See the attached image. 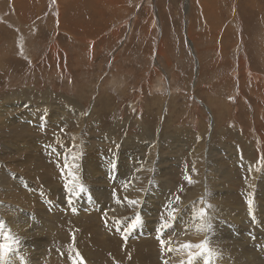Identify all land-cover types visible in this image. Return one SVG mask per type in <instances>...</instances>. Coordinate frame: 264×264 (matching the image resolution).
Wrapping results in <instances>:
<instances>
[{
  "label": "rangeland",
  "instance_id": "obj_1",
  "mask_svg": "<svg viewBox=\"0 0 264 264\" xmlns=\"http://www.w3.org/2000/svg\"><path fill=\"white\" fill-rule=\"evenodd\" d=\"M253 73L264 0H0V264H264ZM202 166L207 204L180 220ZM134 173L140 193L104 197Z\"/></svg>",
  "mask_w": 264,
  "mask_h": 264
},
{
  "label": "bare ground",
  "instance_id": "obj_2",
  "mask_svg": "<svg viewBox=\"0 0 264 264\" xmlns=\"http://www.w3.org/2000/svg\"><path fill=\"white\" fill-rule=\"evenodd\" d=\"M91 45H92V47H94L95 46V44L94 43H91ZM94 49V48H93ZM246 66V65H245ZM246 69V68H245ZM249 72V71H248ZM252 75V77L254 78V77H256V81H257V83H259V84H257V85H255V88L256 89H258V87L262 84V81L264 80H262L261 81V76L259 77L258 75H255V73H253V74H251ZM255 80V79H254ZM263 85V84H262ZM260 88V87H259ZM165 129H163V131H164ZM192 135L193 136H191L192 137V139L194 138V140H196L195 138H197L198 140H201V137H200V134H195L194 135V133H192ZM186 137V136H185ZM213 158H211L210 160H212ZM102 161H105V160H102ZM102 161H100L101 163H103ZM203 162H202V165H205L206 166V164L208 163V162H205L204 161V159L202 160ZM104 163H106V161L104 162ZM98 164H100V163H98ZM98 164H97V170L98 171H100V169L101 168H99L98 167ZM200 164V163H199ZM101 165V164H100ZM200 168V167H199ZM197 169V171L195 172V178L197 179V182L195 183V184H193L195 187H194V193H193V195H192V198L190 199V200H184V201H182L180 198L178 199V198H176V202H177V204H179V208L177 209V218H182L180 215H178V213H180V214H183V212L187 209H191L192 211H191V214H194V213H196L195 212V206H197V205H200V203H205V206H206V204H207V202H201V200H199V199H202L201 197H204L205 196V192H204V185H203V180H200V181H198V179H199V177H200V179L201 178H203L204 177V174L206 173V171L203 169V166L201 167V169ZM251 169H252V167H250ZM194 171V170H193ZM4 172V171H3ZM6 172V171H5ZM29 172V171H28ZM194 173V172H193ZM120 174V173H119ZM118 174V177L120 178L121 176ZM4 176H8V175H5V174H3ZM11 176V175H10ZM9 176V177H10ZM141 175H138V174H136V173H134L133 175H131V178L129 179V184H136V189L134 190V191H132V192H128L127 191V189H126V186H125V183H123V178L121 177L119 180H121L122 182H118V183H121L120 184V186H121V188L123 189V192H122V194L121 195H119V197H118V199H117V197L116 196H110V191L109 192H104V197L106 196L108 199H110V200H112V201H123V198L126 196V195H133L134 193L135 194H137V193H140L139 192V188L143 185V176L142 177H140ZM11 178H13V176H11ZM257 177L256 176H251V180H252V182H251V185L254 187L256 184L254 183V180L256 179ZM118 180V179H117ZM193 180V179H192ZM4 181H5V179H4ZM189 182H191V180L189 181ZM191 183H194L193 181L191 182ZM107 185V184H106ZM165 188V192L164 193H156L155 195H153V196H157V197H159V198H161V199H163V200H168V201H172V194L168 191L169 189L165 186L164 187ZM251 188V187H250ZM121 190V189H120ZM259 190V189H258ZM22 193H24V191H22ZM88 192H86V194H87ZM212 195H213V193H211ZM199 195H201L200 197H199ZM203 195V196H202ZM211 196V195H210ZM151 196H149V195H144L143 196V199L144 200H146V199H148V198H150ZM199 197V198H198ZM203 200H206V198L205 199H203ZM204 206V205H203ZM228 207V206H227ZM206 208V207H205ZM215 208H217V207H215ZM223 208V207H222ZM183 209V210H182ZM214 209V208H213ZM220 209V208H219ZM254 210L256 209L255 207L253 208ZM223 210V209H222ZM257 210V209H256ZM208 211V213H209V210H207ZM217 211V210H216ZM228 212L227 213H231V211H229V210H227ZM211 212V211H210ZM221 212V211H220ZM213 212H211L210 214H211V217H212V219H210L211 220V222H213L215 219L214 218H216V217H214L213 218V215H215V213L216 212H214V214H212ZM222 213V212H221ZM239 213V214H238ZM238 213H236L235 215V218H237L238 220H240L241 221V223L242 222H245L244 221V218H245V216H243L239 211H238ZM257 214H258V210H257V212H256ZM137 214H140L139 212H137ZM190 214V215H191ZM209 214V215H210ZM223 214V213H222ZM225 214V213H224ZM231 215V214H230ZM256 216V215H255ZM209 217V216H208ZM224 217V216H223ZM198 218V217H197ZM195 216H191V224L193 225L192 226V228H190V230L192 231V233H193V239H194V233H201V231L199 232V227H201V229H202V227H206V230L208 231V227L210 226V225H205V226H202L201 224H200V219L198 220ZM210 218V217H209ZM226 218H227V216H226ZM228 218H232V217H228ZM235 218H234V220H235ZM205 219H206V216H205ZM181 220V219H180ZM238 220H237V222H238ZM208 221V220H207ZM260 221V220H259ZM210 222V223H211ZM204 223V222H203ZM240 223V224H241ZM233 226V225H232ZM211 227V226H210ZM185 229H189V226H187V227H185L184 228V230ZM210 230V229H209ZM263 231L264 232V225H263V228H254L253 230H251V232H252V234L251 235H255L256 237H258L257 236V234H254V231ZM186 231V230H185ZM190 232V231H189ZM250 232V233H251ZM253 237V236H252ZM233 238V237H232ZM185 239V238H184ZM244 240V239H243ZM188 241V240H187ZM208 242H209V240H208ZM245 242V241H244ZM244 242H243V244H244ZM228 245V244H227ZM193 246H194V244L192 243V244H184V248H185V250H186V253H185V255H190V253L192 252L191 250L193 249ZM228 248H232L231 247V245H228L227 246V248L226 249H228ZM204 252V251H203ZM200 253H201V251H200ZM204 254V253H203ZM195 255H196V253H195ZM209 257V256H208ZM210 257H211V262L209 263V261H208V264H228V262H230V261H228V258H226V257H224L221 253H216V254H211L210 255ZM242 257V263H244V264H254V263H258L256 260H255V256H253L252 254H249V256H246V257H243V256H241ZM209 259V258H208ZM210 260V259H209ZM200 261V260H199ZM204 262L206 261V259L204 258V260H203ZM231 263V262H230ZM241 263V264H242Z\"/></svg>",
  "mask_w": 264,
  "mask_h": 264
},
{
  "label": "snow or ice",
  "instance_id": "obj_3",
  "mask_svg": "<svg viewBox=\"0 0 264 264\" xmlns=\"http://www.w3.org/2000/svg\"><path fill=\"white\" fill-rule=\"evenodd\" d=\"M78 190H79V192H83L84 191L83 186H80ZM73 194H75V192ZM132 203H135V201H132ZM137 223H138V219H137L136 222H133L129 227L130 228H135L137 226Z\"/></svg>",
  "mask_w": 264,
  "mask_h": 264
},
{
  "label": "crops",
  "instance_id": "obj_4",
  "mask_svg": "<svg viewBox=\"0 0 264 264\" xmlns=\"http://www.w3.org/2000/svg\"><path fill=\"white\" fill-rule=\"evenodd\" d=\"M72 31V30H71ZM73 35L76 34L78 36H83L85 35V32L81 29V30H78V31H72Z\"/></svg>",
  "mask_w": 264,
  "mask_h": 264
}]
</instances>
